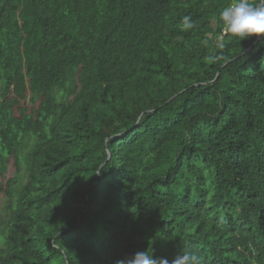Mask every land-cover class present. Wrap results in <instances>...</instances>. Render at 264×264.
Masks as SVG:
<instances>
[{"label": "trees", "instance_id": "obj_1", "mask_svg": "<svg viewBox=\"0 0 264 264\" xmlns=\"http://www.w3.org/2000/svg\"><path fill=\"white\" fill-rule=\"evenodd\" d=\"M230 3L0 0V264H264V34Z\"/></svg>", "mask_w": 264, "mask_h": 264}, {"label": "clouds", "instance_id": "obj_2", "mask_svg": "<svg viewBox=\"0 0 264 264\" xmlns=\"http://www.w3.org/2000/svg\"><path fill=\"white\" fill-rule=\"evenodd\" d=\"M226 31L234 37L241 39L264 34V0L250 2V0H232L227 7L219 13ZM185 28L192 24L185 17ZM115 264H203L202 257L191 253H179L171 260L167 258H154L152 251H137L129 257L117 259Z\"/></svg>", "mask_w": 264, "mask_h": 264}, {"label": "rangeland", "instance_id": "obj_3", "mask_svg": "<svg viewBox=\"0 0 264 264\" xmlns=\"http://www.w3.org/2000/svg\"><path fill=\"white\" fill-rule=\"evenodd\" d=\"M12 173H11V171H10V173L8 174V176H10Z\"/></svg>", "mask_w": 264, "mask_h": 264}, {"label": "water", "instance_id": "obj_4", "mask_svg": "<svg viewBox=\"0 0 264 264\" xmlns=\"http://www.w3.org/2000/svg\"><path fill=\"white\" fill-rule=\"evenodd\" d=\"M245 53H246V52H245ZM245 53H244V54H245Z\"/></svg>", "mask_w": 264, "mask_h": 264}, {"label": "bare ground", "instance_id": "obj_5", "mask_svg": "<svg viewBox=\"0 0 264 264\" xmlns=\"http://www.w3.org/2000/svg\"><path fill=\"white\" fill-rule=\"evenodd\" d=\"M233 138V137H232Z\"/></svg>", "mask_w": 264, "mask_h": 264}]
</instances>
